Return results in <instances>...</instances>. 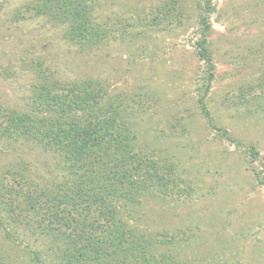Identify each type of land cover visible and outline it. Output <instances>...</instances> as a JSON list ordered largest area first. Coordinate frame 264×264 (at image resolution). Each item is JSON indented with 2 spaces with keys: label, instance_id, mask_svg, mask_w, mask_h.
<instances>
[{
  "label": "rangeland",
  "instance_id": "obj_1",
  "mask_svg": "<svg viewBox=\"0 0 264 264\" xmlns=\"http://www.w3.org/2000/svg\"><path fill=\"white\" fill-rule=\"evenodd\" d=\"M32 1L0 0V180L15 187L2 188V200L20 188L19 173L31 191L67 176L57 154L3 134L5 114L28 111L41 80L90 81L103 106L126 116L137 147L173 165L174 190L146 195L130 222L162 240L160 250L177 251L181 264H264V108L254 93L242 95L264 64V0H210V121L197 101L207 70L196 54L198 0H180L181 21L160 27L150 20L165 0H93L108 34L88 49L64 37L65 25L30 12ZM6 210L0 264H59L50 236L14 225Z\"/></svg>",
  "mask_w": 264,
  "mask_h": 264
},
{
  "label": "trees",
  "instance_id": "obj_2",
  "mask_svg": "<svg viewBox=\"0 0 264 264\" xmlns=\"http://www.w3.org/2000/svg\"><path fill=\"white\" fill-rule=\"evenodd\" d=\"M27 7L34 15L65 25L64 37L82 49L97 46L107 37L105 27L93 18V0H33ZM197 8L204 26L195 44L196 54L207 65L197 101L210 121L203 98L213 79L214 66L206 47V21L213 6L210 0H198ZM183 15L180 0H165L156 7L150 23L158 27L178 23ZM244 92L254 93L264 108V64ZM101 100L100 90L90 81L64 85L41 80L33 89L28 111L12 109L5 114L7 125L2 133L32 140L57 154L67 176L52 186L35 183L31 191L23 190L30 182L19 173L20 188L10 196L9 204L2 200V188L6 194L15 187L0 180V208L6 212L8 208L14 225L35 224L50 236L59 264H181L177 251L160 250L162 240L129 220L130 211L135 212L146 195L174 190L170 186L173 165L142 152L126 116L115 105L103 106ZM250 150L255 157L257 151Z\"/></svg>",
  "mask_w": 264,
  "mask_h": 264
}]
</instances>
